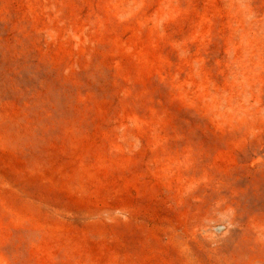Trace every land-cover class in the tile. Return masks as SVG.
Segmentation results:
<instances>
[{
  "label": "rangeland",
  "instance_id": "obj_1",
  "mask_svg": "<svg viewBox=\"0 0 264 264\" xmlns=\"http://www.w3.org/2000/svg\"><path fill=\"white\" fill-rule=\"evenodd\" d=\"M0 264H264V0H0Z\"/></svg>",
  "mask_w": 264,
  "mask_h": 264
}]
</instances>
